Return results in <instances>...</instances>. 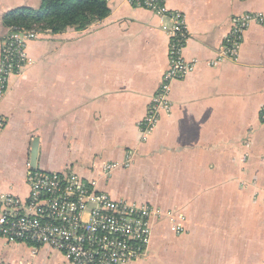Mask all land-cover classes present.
<instances>
[{"label":"crops","instance_id":"crops-1","mask_svg":"<svg viewBox=\"0 0 264 264\" xmlns=\"http://www.w3.org/2000/svg\"><path fill=\"white\" fill-rule=\"evenodd\" d=\"M39 6L0 0V60L6 15ZM166 6L184 17L183 55L195 68L173 81L171 109L145 137L141 124L170 67L169 19L108 0L109 15L85 29L28 43L34 63L0 103V197L29 199L34 170L79 175L115 202L153 211L146 253L126 264H264V0ZM246 14L263 22L243 34L237 59L218 63ZM0 264L70 263L57 250L0 239Z\"/></svg>","mask_w":264,"mask_h":264},{"label":"built area","instance_id":"built-area-1","mask_svg":"<svg viewBox=\"0 0 264 264\" xmlns=\"http://www.w3.org/2000/svg\"><path fill=\"white\" fill-rule=\"evenodd\" d=\"M127 1L171 21L168 28L170 67L141 124L145 137L154 131L161 113L170 111L173 81L184 78L193 71L195 64L187 62L183 55L188 31L182 14L170 12L166 0ZM256 22H263V18L246 14L234 19L218 63L238 58L243 34ZM43 34L41 29H13L4 39L0 60V103L8 91L10 79L20 76L34 63L27 54L28 43L40 39ZM260 118L264 123V108ZM3 128L4 120L0 116V131ZM113 168L106 166L104 175L110 174ZM27 184L30 196L26 201L12 195L0 197V239L57 250L70 264H126L146 253L153 214L149 207L115 202L106 194L98 193L95 183L88 185L75 174L34 170L29 174Z\"/></svg>","mask_w":264,"mask_h":264},{"label":"trees","instance_id":"trees-1","mask_svg":"<svg viewBox=\"0 0 264 264\" xmlns=\"http://www.w3.org/2000/svg\"><path fill=\"white\" fill-rule=\"evenodd\" d=\"M38 9L22 8L9 12L5 26L13 29H32L40 25L42 31L63 33L69 28L85 29L92 22L110 13L108 0H39Z\"/></svg>","mask_w":264,"mask_h":264},{"label":"water","instance_id":"water-1","mask_svg":"<svg viewBox=\"0 0 264 264\" xmlns=\"http://www.w3.org/2000/svg\"><path fill=\"white\" fill-rule=\"evenodd\" d=\"M37 154H38V141L36 140L34 142V146L32 150V164L33 165L36 163Z\"/></svg>","mask_w":264,"mask_h":264},{"label":"rangeland","instance_id":"rangeland-1","mask_svg":"<svg viewBox=\"0 0 264 264\" xmlns=\"http://www.w3.org/2000/svg\"><path fill=\"white\" fill-rule=\"evenodd\" d=\"M42 27V26H41ZM41 27H40V25H34L33 27H32V29H36V30H39V29H41ZM5 41V40H4ZM4 41H3V43H2V46L4 45Z\"/></svg>","mask_w":264,"mask_h":264}]
</instances>
